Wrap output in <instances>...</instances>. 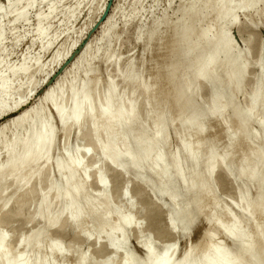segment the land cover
<instances>
[{"label": "bare ground", "instance_id": "bare-ground-1", "mask_svg": "<svg viewBox=\"0 0 264 264\" xmlns=\"http://www.w3.org/2000/svg\"><path fill=\"white\" fill-rule=\"evenodd\" d=\"M34 1L29 0L28 6ZM184 1V6L188 5L179 9L182 16L176 23L162 19L147 24L138 38L143 44L139 59L131 60L123 67L116 64L114 77H104L103 68L114 57L115 45L99 55L97 60L88 59L87 54H83L74 68L75 77L67 91L59 83L48 90L31 111L0 131V143H4L6 131L15 132L6 146L7 159L0 163V264H138L136 258L139 256L135 263V255L131 256V251L127 252L129 256L117 261L120 250L126 248L129 229L135 224L140 227L141 223L132 210L125 212L121 203L118 205L114 201L113 187L121 198L131 196L128 202L137 198L138 195L130 192V181L125 180L132 171L138 173L134 178L142 186L138 194L143 192L146 195L147 189L156 191L161 198L168 197L176 211L179 208L180 216L188 212V216H192L194 211L207 223L215 222L206 235L209 242L215 243L202 240L203 243L187 248L177 258L176 246L164 249L165 245L163 252L158 254L154 247L147 245V235H154L150 228L154 223L149 220V234L140 241L146 247V258L139 264L264 262V159L255 163L264 152L263 145L262 148L260 144L255 145L264 132V108L260 116L255 114V107L264 103V64L259 60L263 79L257 80L249 105L240 107L236 101L246 88L250 64L246 55L251 50L250 40L247 41L246 53L235 54L236 47L224 28V25L237 21L233 7L238 4L235 8L249 10L257 6L258 1L240 0L235 2L236 5L233 0ZM21 12L15 19L25 17ZM38 32L39 35L45 33L43 29ZM117 34V29L112 27L104 36ZM190 39H193L192 44L185 47ZM207 47V53L196 56ZM20 71L26 72L27 69H11L13 78ZM3 72L0 63V113L8 109L4 98L12 87V79H7ZM220 72L221 77H217ZM117 78L121 84L116 82ZM182 78L185 83L179 90L177 81ZM228 85L231 90L222 94L221 90ZM204 88L212 91L204 110L202 107L200 110L196 101ZM137 95L144 98L143 102H139ZM181 101L186 102V106L178 110L177 105ZM51 105L59 129L53 123L55 119L45 114V108ZM96 114L99 116L94 119ZM226 114H229L227 119L224 118ZM254 123L259 126L260 133L251 130ZM24 127H27L26 131L20 133ZM170 127L172 131H169ZM119 131L121 134L114 139ZM59 133L61 141L65 138V143L56 148ZM70 136L72 139L82 137L89 143L73 156L62 159V153L71 143ZM173 140L179 143V149L172 148ZM157 144H160L159 148H156ZM218 169L229 176L236 172L237 178L243 181L245 187L238 191L236 202L226 199L224 203L218 199L215 177ZM146 170L149 179L142 174ZM110 171L117 173L113 180L108 178ZM117 176L121 178L119 183L114 182ZM175 180L182 182V188ZM91 181L100 189L95 197L88 195ZM182 189L186 196L184 203L179 199ZM253 192L258 194L253 195ZM33 206L34 211L27 215L26 222L39 219L42 227L36 228L38 231L31 230L28 235L18 234V244L13 246L10 244L13 234L9 229L10 222L14 217L24 216L26 207L33 209ZM230 207L239 213L236 215ZM209 210L212 213L206 215ZM172 221L168 220L171 233L177 226ZM53 228H72L89 240L94 236L97 241L103 238L102 251L111 249L112 255L103 261L99 257L102 263H98L94 254L96 261L90 255H80L79 248L76 250L78 244L65 246L59 237L55 240L49 238L52 240L46 243ZM159 234L165 240L168 237V233ZM219 234L240 244L239 250L230 252L231 249L216 241ZM160 242L164 245L166 241ZM19 245L28 246L29 251H16ZM70 251L77 254L76 257L72 255L75 263L68 260ZM9 257H12L10 262ZM56 258L63 261L54 263Z\"/></svg>", "mask_w": 264, "mask_h": 264}, {"label": "rangeland", "instance_id": "rangeland-1", "mask_svg": "<svg viewBox=\"0 0 264 264\" xmlns=\"http://www.w3.org/2000/svg\"><path fill=\"white\" fill-rule=\"evenodd\" d=\"M183 1L181 0L180 2V0H35L33 5L28 6L29 0H0V34H2L1 35L2 38L0 39V63L3 66V71H4L3 74L5 76H8L7 79L8 78L12 79L11 81L9 80L11 82L10 86L12 87L8 90L7 95L4 98V100L7 102L8 109L7 111L0 113V131L6 126H8L10 123L15 121L16 119H18L21 115L31 111L35 106H37L41 102V99L46 94V92L48 90L53 89L59 83H61V85H64V88L67 91L70 82L75 77L76 72L74 68L79 63V60L83 54H87L88 59L97 60L99 55L108 52L111 49V47L115 45L116 52L114 57L109 63L104 65L103 68V75L106 78H111L115 76L116 64H119L121 67H123L131 60L132 61L138 60L140 55L142 54V45H143V44L141 45L142 41L140 42L138 38L142 33H144L147 24L162 19H167L170 23H176L178 19H181L182 16V13L179 12V9L182 7L181 8L182 10L183 7H186V5H188L186 3L184 6ZM233 1L234 4L235 2L237 3L238 1L240 2V0H233ZM185 2L188 1L185 0L184 3ZM256 2L258 3L257 6L249 10L237 9L235 7H237L238 4L237 5L235 4L236 5L235 6L232 3L233 6H235L233 8L236 9L235 11L237 13L236 14L237 21L236 23L231 25H224L226 33L233 40V43L236 47L234 51L235 54L241 52L246 53V50H248L247 41L250 40L251 50H248L247 51L248 53L246 55V59L250 63L249 67L247 68V79H246L247 82L245 85L246 88L244 89V92L239 95L240 97H237V101H236V103L239 102L241 105L240 104L238 105H240V107L243 108L249 105L250 95L255 88L254 86L257 80H261L264 77L261 74L260 69L258 67L260 58L254 57L252 55L253 47L257 45V43L262 49H264V0L260 2L259 0H256ZM19 12L25 15V17L15 19L18 17ZM42 16L44 18V21H42L43 20ZM152 26L153 24L151 25V28ZM112 27L117 29L118 34L105 37L104 35ZM39 29H43L45 33L43 35H39L40 34L38 32ZM192 42L193 39L188 40L185 43V47L190 46ZM185 47L183 49H185ZM208 51H209L208 47L204 48L201 51H199L196 54V56L205 54ZM184 60L185 59H183V61ZM241 63H244V61H241ZM24 67L27 69V71L26 72L20 71L19 74L13 78L14 75L11 72V69L16 68L19 70ZM221 75L222 72L218 73L217 77H221ZM116 82L118 84H121L119 78L116 79ZM177 82H178V89L182 90L183 85L185 83V79L183 78L179 79ZM230 90L231 87L228 85L221 90V93L226 94ZM210 91H212V89L210 90V88H204L201 91L200 95L202 97L200 96L199 98H197L198 102L196 101V103L198 104L196 105L199 106V109L200 107H202L201 109H203L207 105L206 102L208 101L209 96L211 94ZM136 97L139 100V102H143L144 100L143 97L138 95ZM17 103L19 105H17ZM184 106H186V102L181 101L178 103L177 109L180 110ZM187 106L192 107L191 103H187ZM52 108H53L52 105L50 106V108L46 107L45 114L51 115L53 117L54 108L53 110H51ZM263 108H264V103H259L255 107L256 116H260V113ZM98 116L99 115L96 114L94 116V119H97ZM228 116L229 114H226L224 118L227 119ZM53 119H55L53 120V123L55 122L57 124L56 118L53 117ZM256 124L257 123H254L251 126V130L254 129L253 130L254 132L258 133L259 131L260 133L261 132L260 128ZM26 129L27 127H24L19 132L24 133ZM56 129H59V126ZM170 130L171 131L173 130L172 127H170L169 131ZM119 134H121V131H119L116 134V137H114V139H117L119 137ZM14 135H15L14 131H9V130L6 131L4 143H0V163L6 161L7 159L6 146L10 142V140L14 137ZM59 135L60 133L58 134V136ZM263 138H264V132L260 135L258 141H255L256 144L255 143L254 144L258 146L260 144V147L262 148L264 146V143H262ZM70 140L71 143L69 145V148L62 153L63 154L62 159L73 156V154L79 151L83 147V145L89 143L87 141H84L82 137H76L72 139L70 136ZM56 141L57 144L55 142V147L61 148V146L58 145L62 144L63 146L65 143V138L62 139L61 141L59 136L58 139H56ZM171 144H172V148L174 149L180 148L179 143L178 142L176 143L175 140H173ZM159 147L160 144H157L156 148ZM262 150L264 151V148H262ZM263 159H264V152L255 160V163H259ZM115 173L113 174L112 171L108 172V178L110 177L109 179L113 180L112 178L113 175H115ZM131 173H130L131 176L129 175L126 176L125 180L130 181L129 188L131 194L134 196L136 195L139 196L135 198L137 202L134 199H132L133 201L131 200L128 202L131 196L130 197L128 196L129 199L128 197L121 198L119 194L118 195L116 194L113 187V194L115 196L114 201H116L118 205H120L121 203L120 206H122L125 212L128 210H132L134 214H136L138 221H140L141 223L139 222L140 227L135 224L131 229H129L128 231L130 232L129 240H128L129 242L127 241L125 250H120L121 252L119 251L120 253H118L117 255V261L120 262L121 260H123L131 251L130 253L132 254L131 256L134 257L135 255L134 259L139 256V258H136L138 264L143 263L146 258V254H145L146 247L143 246V244L141 245L140 241L145 240V236L149 234L148 232L150 231V228L152 229L153 231L152 234L154 233V235L153 236L147 235L149 236V241H147V245L150 244L149 246L154 247V249L158 254H161V251L163 252L164 249H168V248H172L173 246H176L177 247L176 256L178 258L182 256L181 254L187 248L195 247L199 245L200 242L203 243V241L204 242L210 241L209 238L206 237V235L208 234L207 232H209L208 229H210L213 226V223L215 222L207 223L203 216L199 217L197 213L194 211L191 212L192 216H188L189 212L187 214H184L185 216L184 215L180 216L178 212L179 208L177 207L178 209L176 211L175 206L171 205L169 198L168 197L161 198L159 194H156V191L152 192L150 191V189H147L146 195L143 192L138 194V192H140L138 190H140V188L142 187L140 184H138V182L135 179L138 177L137 176L138 173L135 174V171L134 172L132 171ZM233 173H235L234 174L235 176L234 175L229 176L222 169H218L215 171L217 190H219L217 197L219 200H223L221 202L225 203L226 199L232 202H236L238 200V191H241V189L245 187L243 181L237 178L236 172ZM142 174L143 176H146V178L148 179L150 178L149 172L147 170L144 171V173ZM142 174L139 176H142ZM175 181L176 182L178 181V185L182 188L183 186L182 182L179 180H175ZM91 185H92L90 187L91 190H89L88 195L91 197L93 195V197H95L96 196L95 194L100 193V189L99 187H96L97 185L95 186V183L92 181H91ZM93 190L94 191L97 190L95 191L96 193ZM255 193L256 195L258 194L257 192H253V195H255ZM179 199L180 202L183 201L185 202L186 196L184 189L180 191ZM37 201H38V197H36V202ZM124 203L125 205L127 204L125 208L123 207L125 206ZM183 203H179V204H181L182 206ZM11 204L13 209L14 204L12 202ZM132 204L133 206L134 205L135 206L133 207ZM143 206H145L146 209ZM232 208L230 207V209H232L231 211L234 210V207ZM149 209H151V212H149ZM25 211L26 212L24 213V216L14 217L10 222L9 229L13 233L10 239V244H13V246H17L18 244L17 242L19 241V237H20L18 236V234L28 235L30 234L31 230L36 228L40 229L42 227L41 226L42 221L39 219H37L32 223L26 222V217L27 215L33 213L34 206L33 209L32 207L31 208L26 207ZM234 212H236V215L237 213H239L236 209L234 210ZM210 213H212L211 210H209V212L206 215H209ZM177 214L181 219L179 217H176ZM170 216H172V219H170ZM167 219L170 221L175 220L172 222H175L177 226H176V230L173 233H171L168 230ZM149 220L154 223L153 225L151 224L152 227L148 225ZM183 220L185 222H183ZM181 224L183 225V229ZM185 224L186 225L188 224L189 226L188 225L186 226ZM184 225L186 227L185 229H184ZM39 229H36V231H38ZM162 232L166 234L168 233V237L166 240L160 238L159 233ZM48 235L49 237L47 236L46 243L49 242L50 240L49 238L55 240V238L59 237L63 240L65 246L68 244H74L76 246L78 244V246L80 247L76 246V250L79 248L80 255H86V254L88 256L90 255V257H93V259L96 258L98 263L100 262L102 263V261L105 258H108L110 255H112L111 249L102 251L103 250L102 248L105 244V239L103 240L102 238L97 241L94 236L93 238L90 239L91 240L90 241L89 239H85L82 236H79L78 232L75 233V231L72 228H68L67 230L53 228L51 234L49 233ZM139 237L140 239H138ZM217 237L218 239H216V241L223 243L224 246H226L225 248L228 247V250L233 249L232 251L229 250L230 252L234 251L233 253H236V251H238L239 248L241 247V245L238 244L237 242L235 243V241H233L234 242L233 243L231 240H228L226 237L220 236V234ZM219 237L222 238L219 240ZM93 239L96 241H94ZM159 239L160 241H166L164 245H161L163 243L158 241ZM99 241L101 243H99ZM209 243H215V241ZM97 244H99V246H97ZM89 245H91L92 247L91 246L89 247ZM22 250L29 251V247L26 245H19L18 247H16V251L19 252ZM133 250L135 253L133 252ZM101 251L104 253L103 255H99ZM128 251L129 253L127 254ZM93 254L95 255V258ZM69 255L71 256L70 258H68V260L75 263V260L73 259L72 255L76 257L77 254L70 251ZM119 256L121 259L119 258ZM99 257L100 259H102V261H100ZM11 259L12 257H9L8 261L10 262ZM136 259H135V263H136ZM53 261L54 263H58V262H62L63 260L61 258H56ZM263 263L264 262L262 261L260 264Z\"/></svg>", "mask_w": 264, "mask_h": 264}, {"label": "snow or ice", "instance_id": "snow-or-ice-1", "mask_svg": "<svg viewBox=\"0 0 264 264\" xmlns=\"http://www.w3.org/2000/svg\"><path fill=\"white\" fill-rule=\"evenodd\" d=\"M252 55H253L254 57H259L261 63L264 64V49H262V48L259 46L258 43H257V45H255V46L253 47V53H252ZM120 180H121V178H120L119 176L114 177V182H115V183H119ZM149 212H151V209H149ZM103 254H104V253H103L102 251L99 253V255H103Z\"/></svg>", "mask_w": 264, "mask_h": 264}]
</instances>
